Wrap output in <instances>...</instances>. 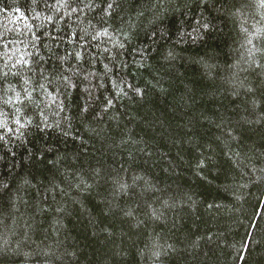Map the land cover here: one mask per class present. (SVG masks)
I'll return each instance as SVG.
<instances>
[{
    "label": "trees",
    "instance_id": "1",
    "mask_svg": "<svg viewBox=\"0 0 264 264\" xmlns=\"http://www.w3.org/2000/svg\"><path fill=\"white\" fill-rule=\"evenodd\" d=\"M46 2L0 0V264H264V3Z\"/></svg>",
    "mask_w": 264,
    "mask_h": 264
},
{
    "label": "snow or ice",
    "instance_id": "2",
    "mask_svg": "<svg viewBox=\"0 0 264 264\" xmlns=\"http://www.w3.org/2000/svg\"><path fill=\"white\" fill-rule=\"evenodd\" d=\"M202 2H204V0H202ZM261 2L264 3V0H261ZM32 4L33 5H36L38 7L39 6V0H32ZM45 7L49 8V9H52L55 12H61V10L69 9L70 8V12L69 11H65L64 12V15H70V13H75V12L80 11L79 8H72V7H70L69 0H55V4H48L46 2L45 3ZM113 7H114V4L112 2H109L107 4L106 8H105V14L110 16L111 15L110 10ZM0 11L7 12L8 11V8L0 9ZM13 11L16 14H19L20 18H22V19H26L27 18L25 16V14H24V11L20 7H16ZM33 11H35V9H33ZM36 16L39 17L40 16V13L37 12L36 13ZM45 19L47 21H49V22H52L53 19H54V17L52 15H48V16L45 17ZM61 19H63V16H61ZM29 27H31V26H29ZM202 27L204 29H208L210 27V25L208 23H204L202 25ZM32 35L34 36V38L36 40H39V37L36 36L35 33H32ZM124 35H127V33H124ZM100 36H109V30H108L107 27H104L101 30L96 31L95 34L91 35V39L92 40H96ZM72 37H75V38H77L79 40H84V37H82V36L81 37H77L75 32L72 33ZM5 46H7V45H5ZM85 47H86V42H85V44H81L80 45L81 51L70 52V53L67 54L66 57H60L58 59L61 62H63L65 60H67L69 57H71V58H74L76 61H80L83 58V49ZM118 47L120 49H123V48H125V44L124 43H119ZM103 51L104 52H110L111 50L109 48H104ZM171 55H172V53L169 52L168 53V56H171ZM9 59H11V57H9ZM43 59H44L43 57H40L39 60L33 61V60H30V59H28V58H26L25 56L22 55V56H20L19 59H17L15 61V63H13L11 65V68H9V71L2 73V75L4 77H7L9 75V72H11V74L13 76L21 77L22 84H23V87L21 88V91H15L14 88L12 89L14 91V96H9L7 98V100L5 101V103H13L14 101H18L21 104H23L24 101H29V102H32L33 101V93L36 92V88L33 87V88L29 89L28 85L31 83L30 78L24 76L23 72H21V71H12V70L13 69H16L17 68V65H20L21 68H26L28 72L36 71L37 68L34 67V65L39 66L41 64V62L43 61ZM257 66H259V65H257ZM4 67L5 68H8L7 63H5ZM104 68L105 69H108V65L105 64L104 65ZM38 71L40 73V79H48L47 77H45L43 75L44 69L42 67H38ZM69 71H72V70H69ZM78 71L79 70H77L76 73H74V74H78ZM84 78L87 79V76H85ZM59 79L64 83L65 89H68V88H76L77 87V84L73 81V78L70 75H66V74H63V72H61L59 74ZM51 82H52L51 80H48V83L49 84H51ZM120 83H123V81H121ZM38 87L43 90V89H45V84L39 83L38 84ZM113 87L114 88H118L120 92H123V89L120 88L119 87V84L116 83L115 81L113 82ZM127 87L132 88V85L131 84H128ZM9 88H12V86L10 85ZM134 90L137 93H139L141 91L139 88L134 89ZM85 91H88V90L85 89ZM22 93H23V95H22ZM106 103H107L108 106H111L112 103H113V101L111 99H108ZM87 110H88V106H87V104H85V106L83 107L82 111L87 112ZM106 110H107V108H105V111ZM16 111H17V113H20L21 112V109L20 108H17ZM22 120L24 122H22ZM14 123L17 126L15 130L17 132H19L27 124H31L32 121H31V119H25L24 117L21 116V117H17L14 120ZM0 128L5 129L7 132H12L13 131V129L11 127H8V124H7L6 121H0ZM0 139H4L3 135H0Z\"/></svg>",
    "mask_w": 264,
    "mask_h": 264
}]
</instances>
